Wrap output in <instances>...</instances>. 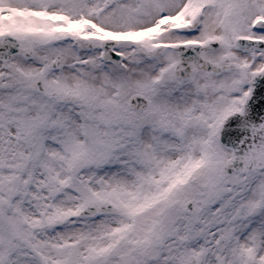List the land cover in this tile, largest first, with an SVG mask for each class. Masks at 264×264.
I'll use <instances>...</instances> for the list:
<instances>
[{"label": "snow or ice", "instance_id": "obj_1", "mask_svg": "<svg viewBox=\"0 0 264 264\" xmlns=\"http://www.w3.org/2000/svg\"><path fill=\"white\" fill-rule=\"evenodd\" d=\"M0 264H264V0H0Z\"/></svg>", "mask_w": 264, "mask_h": 264}]
</instances>
